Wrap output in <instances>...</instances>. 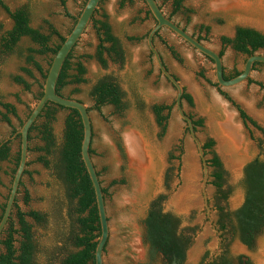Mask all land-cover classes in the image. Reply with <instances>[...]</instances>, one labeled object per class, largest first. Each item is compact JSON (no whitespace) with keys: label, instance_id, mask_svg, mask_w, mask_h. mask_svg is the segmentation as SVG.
I'll use <instances>...</instances> for the list:
<instances>
[{"label":"rangeland","instance_id":"1","mask_svg":"<svg viewBox=\"0 0 264 264\" xmlns=\"http://www.w3.org/2000/svg\"><path fill=\"white\" fill-rule=\"evenodd\" d=\"M11 9L27 4L30 9L31 25L45 28L48 19L62 34L67 35L86 0H3ZM165 15L185 30L202 38L201 42L210 48L222 49L221 37H232L238 26L254 28L264 34V0H184L182 8L173 12V0H156ZM143 0H103L95 14L99 19L104 14L112 33L123 50L122 61H112L106 55L103 66L96 58L99 43L93 23L90 22L74 48L75 56L83 58L84 82L66 86L62 93L82 101L89 109L92 122L91 157L100 174L102 186L107 188L105 205L109 223V238L105 247L104 264H161L158 258L149 260L142 239V224L149 202L163 196L161 206L180 218V230L189 237L186 249V264L203 261L217 249L218 240L211 229L212 219L217 215L214 206L221 204L227 211L238 208L244 199L242 179L245 165L260 156V142L264 134L250 124L245 125L237 109L212 85L215 82L213 62L190 46L169 29L163 27L154 37L167 69L190 94L192 104L182 101L184 111L203 124L196 130L200 140L213 139L212 148L222 164L223 184L217 188L213 178L208 176L205 187L209 212L204 205L201 182L202 163L195 143L185 128L175 107L176 89L159 71L154 56L149 50L146 38L155 24L147 13ZM66 12L70 16L66 15ZM13 25L9 16L0 9V42L2 35ZM209 27L208 33L201 26ZM35 45L27 37L19 40L13 52L0 54V100L13 104L17 117L9 114L10 123L0 114V139L13 138V129H19L37 101L40 84L43 82L38 71L33 77L20 71L25 65L24 55L28 47ZM171 46L178 58L168 49ZM257 53L264 54V49ZM51 55H37L36 59L46 69ZM246 56L226 46L223 52V66L226 70H241ZM22 75L30 84L25 90L13 81V76ZM115 81L122 92L124 107L117 110L113 105H104L97 110L90 96L93 86L101 78ZM250 77L264 84V66L254 69ZM246 113L264 128V91L247 81L230 88H223ZM76 90V91H74ZM169 105L171 109L165 130L156 122L152 106ZM0 112H5L0 107ZM166 113V112H165ZM68 110L58 109L50 123L52 134L58 145L62 138L64 118ZM43 119H39L41 123ZM31 149L43 142L31 133ZM135 136V137H134ZM134 140V148L130 144ZM118 143L123 149L122 155ZM182 152H179V145ZM19 140L13 139L11 151L18 150ZM40 153L28 152L27 173L21 177L22 186L16 195L17 206L22 211L35 210L46 217L38 223L27 217L36 242L37 264H58L57 260L67 249L63 242L73 226L69 200L63 181L54 173V154L47 156L48 167L36 162ZM171 156H179V160ZM132 157V158H131ZM207 158L211 154L206 155ZM135 159V160H134ZM13 162L4 161L0 170V203L4 202L10 184ZM213 168H209V174ZM116 181L115 184H112ZM25 190L29 200L24 201ZM222 193L226 198H222ZM206 211V212H205ZM13 209V221H16ZM208 219V220H207ZM230 236L226 247L230 258L246 254L253 264H264V230L248 250L239 243L238 237ZM225 236V237H226ZM55 258V259H54Z\"/></svg>","mask_w":264,"mask_h":264},{"label":"trees","instance_id":"2","mask_svg":"<svg viewBox=\"0 0 264 264\" xmlns=\"http://www.w3.org/2000/svg\"><path fill=\"white\" fill-rule=\"evenodd\" d=\"M102 1L103 0H101V2ZM123 1L124 0H122V3ZM183 1L184 0H173V12L181 10ZM60 3L64 6L65 1L60 0ZM0 9H2L13 22L11 29L7 30L1 37L0 54L4 55L13 52L21 38H29L35 46L26 49V54L24 55L25 65L20 68V71L28 77H33L34 69L39 72L44 82L51 60L48 63V67L44 69L36 59V56L50 54L53 57L65 40L66 35H62L48 19L43 20L45 28L33 27L31 25L30 9L27 4L11 9L3 0H0ZM97 10L98 8L95 10L90 20V22L93 23L99 41L94 56L103 66L106 65L104 55L112 61H122L123 50L120 42L117 37L113 35L111 26L104 14L99 19L95 18ZM147 13L151 14L149 9ZM66 15L70 16L67 12ZM70 17L73 19L74 25L78 16ZM167 17L171 19L170 16ZM183 29L185 30V28ZM159 30L155 33L154 37L157 36ZM201 30L208 33L209 27L202 25ZM191 35L199 41L202 40L199 36H195L194 34ZM221 43L223 47L218 51L221 57L223 56L226 46H231L236 52L248 57L257 53L258 50L264 49V34L253 28L238 26L235 29L234 37L222 36ZM75 46L63 62L55 87L58 94L67 98L72 97L64 95L62 90L68 85L80 84L85 81L83 76L86 70L82 59L91 57L89 55L75 56L73 53ZM168 49L175 58H178L171 46H168ZM258 66H264V63L255 62L252 70L256 69ZM240 72L241 70L234 68L230 70L223 68V75L226 79H230ZM13 81L16 84L22 85L25 90L30 89V84L22 75L13 76ZM43 82L40 84L37 100L42 96ZM247 82L259 86L260 89L264 91V84L262 82L256 81L250 76ZM212 85L237 109L239 117L245 125L250 124L264 134V128L259 126L222 87L218 86L216 82L212 83ZM90 96L94 101V108L97 110H100L102 106L107 104L115 106L117 110L124 107L120 87L109 77L98 80L91 89ZM181 100H186L190 105L192 104V98L185 90L182 93ZM0 107L5 111L0 112L1 117L7 123H10L9 114L17 117L16 108L13 104L0 100ZM58 109L68 110V114L64 118L62 138L57 145L55 137L52 134L50 123L54 120ZM170 109L171 106L169 105L155 104L152 106L156 122L161 126L162 131L165 130ZM89 111L90 109L88 108V112ZM189 116L192 118V123L196 131L198 127L202 126L203 120L200 118L194 119L192 115ZM41 118L43 121L38 123V120ZM23 122L24 120L20 121L19 128ZM18 130L19 129L12 130L11 136H13V138H8L6 141L0 139V170L2 162H13V167L10 170L11 179L19 162V146L15 153L11 151L12 140L14 138L19 140L20 138ZM33 131L36 132V137L43 142V145L31 149L29 143L32 139L31 133ZM82 138L83 126L78 111L73 108L57 105L53 102H47L45 104L40 114L31 125L28 133V152L36 151L40 153L36 158V162L48 167L50 161L47 156L54 154L52 168L54 173L65 185L66 196L70 205L69 212L70 216L73 217V226L68 234L65 235L63 241L66 246H70L72 249H67L59 256L57 260L58 264H94L95 262L94 252L100 234V225L94 188L81 158ZM91 144L89 149L90 154L93 152ZM213 146L214 141L211 138L202 141L204 154H211V157L207 158L208 167L213 168V172L209 174V177L213 178V184L217 188H221L224 172L222 170L221 161L212 151ZM260 147V156L248 162L244 167V176L242 179L244 201L242 205L235 211H227L225 213V216L231 219L234 218L236 225L233 230L238 234L239 239L249 246L253 244L255 235L261 232L264 227V140L260 142ZM118 148L124 156L120 143H118ZM178 149L181 153V144ZM171 158L179 160V156H171ZM27 165L28 163H26V166ZM25 173H27L26 167L23 174ZM97 174L100 178L98 171ZM100 183L102 185L101 180ZM115 183L116 181L112 182V184ZM21 186L22 182L20 181L17 194ZM102 192L105 199L107 188L102 186ZM221 197L226 198V194L222 193ZM6 199L7 196L4 198V202L0 203V218L5 207ZM28 200L29 195L25 190L24 201L28 202ZM162 200V195L152 199L145 211V217L143 216L141 219V223L145 229L144 240L150 244L149 256L151 259H154L157 253H162L164 257L168 259V262H170L173 256L183 262L186 258L189 237L177 234L176 230L180 224L179 217L172 213L160 212ZM13 209H16V221H13ZM220 209H223V207H220ZM27 217L38 223L46 222V217L38 211H22L19 209L15 198L10 218L6 222L0 235V264H37L35 261L37 245L31 232V225L26 220Z\"/></svg>","mask_w":264,"mask_h":264},{"label":"water","instance_id":"3","mask_svg":"<svg viewBox=\"0 0 264 264\" xmlns=\"http://www.w3.org/2000/svg\"><path fill=\"white\" fill-rule=\"evenodd\" d=\"M143 1L155 20V24L151 27V29L147 34L146 42L149 50L152 52L154 56L159 71L176 89V96H175L176 110L180 118L185 122V128L188 130L190 137L192 138L193 142L196 145L202 163L203 178L201 182V191L203 194L204 205L208 213L209 207H208V199L205 193V187L208 182L209 167L207 163V157L204 154V149L202 147V140H200V138L196 134V131L192 123V118L184 111L182 106L181 96L185 88L165 66L158 49L154 45V40H153L154 35L159 29L165 27L170 31H172L173 33H175L181 39L186 41L194 49H196L197 51L208 57L214 64L215 82L218 84V86L222 88L234 87L247 81V79L249 78L252 72L254 63L255 62L264 63V54L255 53L251 56L246 57L241 72L230 79H226L223 75V68H224L223 59L219 55L218 51L210 48L203 42L197 40L190 33L184 30L181 26H179L174 21L169 19L164 14V12L160 8L156 0H143ZM100 2L101 0L85 1L84 6L77 17L76 22L74 23L70 32L66 35L65 40L63 41V43L61 44V46L59 47V49L51 59L46 77L42 85V96L35 102L29 115L24 119V122L22 123V125L18 130V133L20 135L19 162L12 177L10 188L7 194L5 207L2 216L0 218V235H1L6 225V222L10 218L12 207L17 195L19 183L21 181V177L26 167L27 158H28L29 129L36 120V118L38 117V115L40 114L45 104L47 102H53L63 107L76 109L80 115L83 126V138L81 142V158L84 162L87 173L91 179L94 188L96 206L99 216L100 234L97 239V243L95 247L94 264H104L103 255L109 238V223H108V215L106 211L105 199L102 192V185L100 183V178L98 177L97 174V169L95 168L91 154L89 152L90 144L92 141V133H93L91 117L88 112V107L82 101L74 98H67L58 94L56 92L55 87L64 60L66 59L69 52L72 50V48L75 46V44L79 41L80 37L85 32L86 28L90 23L91 17L95 12V10L99 7ZM234 35L232 37H234ZM6 140L7 139H4V141Z\"/></svg>","mask_w":264,"mask_h":264},{"label":"flooded vegetation","instance_id":"4","mask_svg":"<svg viewBox=\"0 0 264 264\" xmlns=\"http://www.w3.org/2000/svg\"><path fill=\"white\" fill-rule=\"evenodd\" d=\"M243 201H244V199H243ZM243 201H242V203H243ZM242 203H241V205H242ZM160 207H161L160 208L161 213H167V212L172 213L171 211L164 210L161 205H160ZM220 207H223V206L221 204H217L216 206H214V210L216 211L217 218H216V220L212 219V224H210L211 229L215 232V235H216L217 240H218L217 249L214 251V253L212 255H208L203 261L200 262V259H199V261L196 264H253L251 261V257L249 255H246V254L237 255L236 260H232V258H230L229 252H228L227 247H226V241L229 239L230 236H226V234H228L227 231H230L231 233L235 234L238 237V234L235 233V231L233 230L234 226L236 225V222H235L234 218L231 219V218L225 216V213L227 212V210L224 207H223V209H220ZM238 208H236V209H238ZM172 214H174V213H172ZM144 217H145V215H144ZM180 224L178 225L176 232L178 235L186 236L184 233L181 232ZM142 228H143V231H142L141 235H142L143 242L146 246V253L148 255L149 260H153L149 256L150 244L144 240V233H145L144 230L145 229H144L143 225H142ZM263 230H264V227H263L262 231ZM262 231L255 235L253 244L251 246L243 243L238 237L239 243L248 250L253 249V247L255 245V241L258 238V236L262 233ZM156 258H158L160 260L161 264H173V263L186 264L185 260L183 262H181L180 259H176L174 256L172 257L170 262H168V259L165 258L162 253H157V255L155 256L154 259H156Z\"/></svg>","mask_w":264,"mask_h":264},{"label":"bare ground","instance_id":"5","mask_svg":"<svg viewBox=\"0 0 264 264\" xmlns=\"http://www.w3.org/2000/svg\"><path fill=\"white\" fill-rule=\"evenodd\" d=\"M135 137V136H134ZM130 144L131 146L134 148V140L132 138H130ZM135 149V148H134ZM132 158V157H131ZM135 160V159H134Z\"/></svg>","mask_w":264,"mask_h":264},{"label":"crops","instance_id":"6","mask_svg":"<svg viewBox=\"0 0 264 264\" xmlns=\"http://www.w3.org/2000/svg\"><path fill=\"white\" fill-rule=\"evenodd\" d=\"M253 71V70H252Z\"/></svg>","mask_w":264,"mask_h":264}]
</instances>
